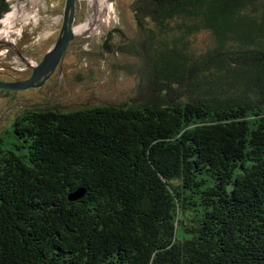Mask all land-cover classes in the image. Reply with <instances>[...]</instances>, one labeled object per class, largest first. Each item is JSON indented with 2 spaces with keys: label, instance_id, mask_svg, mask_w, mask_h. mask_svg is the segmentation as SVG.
<instances>
[{
  "label": "trees",
  "instance_id": "trees-1",
  "mask_svg": "<svg viewBox=\"0 0 264 264\" xmlns=\"http://www.w3.org/2000/svg\"><path fill=\"white\" fill-rule=\"evenodd\" d=\"M130 10L145 96L27 106L11 131L27 152L0 137V264H264V0Z\"/></svg>",
  "mask_w": 264,
  "mask_h": 264
},
{
  "label": "rangeland",
  "instance_id": "rangeland-1",
  "mask_svg": "<svg viewBox=\"0 0 264 264\" xmlns=\"http://www.w3.org/2000/svg\"><path fill=\"white\" fill-rule=\"evenodd\" d=\"M38 1V4L31 2L24 6L18 17L17 22L21 23L20 20H27V13L37 10L39 14L35 20L37 24L25 25L17 48L26 59L40 63L61 35L66 0ZM106 1L112 13L109 22L105 12L108 5L103 0H77L74 29L93 22V30L71 41L61 64L45 84L23 91L0 89V137L4 139L6 149L11 148L16 153L28 150L26 147L17 148L22 143L11 132L15 117L27 106L40 104L68 112L100 103L123 106L147 94V60L142 63L135 53L140 51L141 40L146 38L136 28L130 10L135 0ZM7 3L9 10L6 14L20 4L17 0ZM5 15L1 18L4 19ZM36 37L39 38L34 41ZM176 37L180 34L171 33L166 41ZM187 41L192 51L202 54L208 50L211 37L207 32H200L190 35ZM6 61H11L10 56ZM19 68L0 74V80L18 81L31 77L32 69Z\"/></svg>",
  "mask_w": 264,
  "mask_h": 264
},
{
  "label": "water",
  "instance_id": "water-1",
  "mask_svg": "<svg viewBox=\"0 0 264 264\" xmlns=\"http://www.w3.org/2000/svg\"><path fill=\"white\" fill-rule=\"evenodd\" d=\"M77 0H66L63 8V21L61 35L56 42L44 55L40 64L32 69L31 77L24 80L4 82L0 81V89L9 91H23L26 89L40 88L51 78L57 67L61 64L64 54L75 38L73 21H75V7ZM85 189L80 188L73 194L69 195L70 201H76L83 197Z\"/></svg>",
  "mask_w": 264,
  "mask_h": 264
},
{
  "label": "built area",
  "instance_id": "built-area-1",
  "mask_svg": "<svg viewBox=\"0 0 264 264\" xmlns=\"http://www.w3.org/2000/svg\"><path fill=\"white\" fill-rule=\"evenodd\" d=\"M7 1L9 2V0ZM17 2L23 4L24 7L29 5L32 0H24L25 3H21V0H17ZM38 2L32 3L38 4ZM8 14L5 15L4 19H0V74H4L9 70L16 71L17 67L34 69L40 63H38L37 61L26 59L23 54L18 50L17 46L22 34H24L25 25L37 24L38 21L35 20L39 14L37 13V10H33L30 13H27V16L30 14L31 17H25V19L27 20H20L21 23L17 22L18 18L6 19ZM29 19L34 20L31 21ZM38 38L39 37H36L33 40L37 41ZM7 56H10L11 61H6ZM6 64L9 66H7Z\"/></svg>",
  "mask_w": 264,
  "mask_h": 264
},
{
  "label": "bare ground",
  "instance_id": "bare-ground-1",
  "mask_svg": "<svg viewBox=\"0 0 264 264\" xmlns=\"http://www.w3.org/2000/svg\"><path fill=\"white\" fill-rule=\"evenodd\" d=\"M103 1L105 2L106 5H108V2L106 0H103ZM32 2L37 3L38 0H32ZM110 8H111L110 5H108L107 8H106V10H105V12L107 14V17H108L107 18V21L108 22H109L110 14H112V13H110L111 12V9ZM22 9H23V4L16 5L15 6V9L7 16L6 19H16V18H18L20 16V13H21ZM28 17H31V15L29 14L27 16V18ZM92 27H93V22H89V23H87V24L79 27L76 30L74 29L75 38H77L79 35L87 34L89 32L91 33L92 30H93Z\"/></svg>",
  "mask_w": 264,
  "mask_h": 264
}]
</instances>
